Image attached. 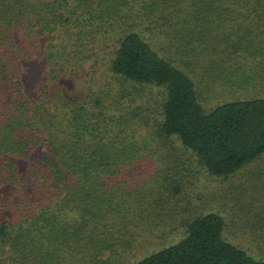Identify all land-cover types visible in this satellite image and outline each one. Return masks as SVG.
I'll return each instance as SVG.
<instances>
[{
    "label": "trees",
    "instance_id": "1",
    "mask_svg": "<svg viewBox=\"0 0 264 264\" xmlns=\"http://www.w3.org/2000/svg\"><path fill=\"white\" fill-rule=\"evenodd\" d=\"M229 16L239 24L232 26ZM260 16L264 0H0V264H92L98 251L112 248L115 195H108L105 178L141 157L149 139L175 138L216 176L262 156L264 36L241 34ZM206 23L217 40L204 47L210 57L202 61L214 58L220 73L227 67L254 80L252 90L241 84L250 91L243 97L211 110L187 69L153 41L171 38L174 52L185 41L194 53L199 37L192 40V33ZM223 27L230 33L218 31ZM102 50L112 55L115 76L165 87L160 118L132 126L118 100L107 102L93 90L88 79ZM33 57L46 65L31 98L21 75L22 62ZM87 66L92 74L82 80L89 85L80 80L79 95H70L67 85L79 83ZM224 229L222 216L204 214L180 241L135 264H264L226 239Z\"/></svg>",
    "mask_w": 264,
    "mask_h": 264
},
{
    "label": "rangeland",
    "instance_id": "2",
    "mask_svg": "<svg viewBox=\"0 0 264 264\" xmlns=\"http://www.w3.org/2000/svg\"><path fill=\"white\" fill-rule=\"evenodd\" d=\"M229 18L232 26L240 20L235 18L233 22V17ZM207 23L197 27L199 31H194L195 37L192 33V40L199 37L194 53L188 52L189 45L185 41L178 40V56L171 48V38L156 35L153 41L155 49L163 56L171 59L174 56L180 63L177 65L187 69L196 83L201 104L211 110L225 100L243 97V92L250 91H246L241 84L250 83L252 90L254 80L250 78L249 83L245 82L242 72L229 73L227 67H223L220 73L218 64H211L214 58L202 61L204 55L210 57V54L204 53V47L211 49V41L217 40ZM246 29L257 36H264V18L260 16L258 20H252L247 28L243 27L241 34L250 37ZM203 31L206 35H202ZM218 31L230 33L224 27ZM98 53L99 60L92 68L95 73H91V66L84 68L77 80L79 83L67 85L70 95H79L82 90L80 80L83 82L91 73L88 80L94 81L93 90L105 97L107 102L118 100L122 106L119 113L127 111L132 116L135 114L128 117L132 126L136 122L143 123L145 120L151 123L153 118H160L165 87L139 84L115 76L110 71L112 55L104 56V50ZM45 65L41 57L22 62L21 80L25 93L31 98L37 95L38 84L45 79ZM231 80H234L233 83ZM83 84L89 85L86 82ZM148 129L137 130L139 141L144 140L140 136L146 135ZM167 142L161 137L159 140L149 139L141 157L122 167L114 176L105 178L108 195H115V204L110 207L115 208L114 215L108 227L113 232V240H107L112 248L109 245L98 254L95 250L99 246L92 249L96 254L92 257V264H135L153 252L180 241L187 235V227L192 221L207 213H216L224 218L223 235L226 239L244 247L256 258H264V235L260 237L261 231L264 232V154L229 176H216L203 168L193 153L182 148L175 138L169 143L173 148ZM178 186L180 189L174 190ZM78 264L87 262L83 260Z\"/></svg>",
    "mask_w": 264,
    "mask_h": 264
}]
</instances>
